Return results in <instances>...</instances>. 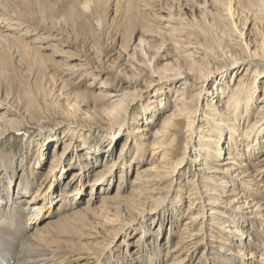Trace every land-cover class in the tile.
Wrapping results in <instances>:
<instances>
[{
	"label": "rangeland",
	"instance_id": "rangeland-1",
	"mask_svg": "<svg viewBox=\"0 0 264 264\" xmlns=\"http://www.w3.org/2000/svg\"><path fill=\"white\" fill-rule=\"evenodd\" d=\"M85 1L6 0L1 7L5 13H0V34L6 35L5 39L13 37L12 46L5 44V39L0 40V51H4L0 52V162L6 159L12 163L10 173L14 187H21L24 172L27 177L36 174L33 180L30 177L33 189L40 182L43 189L56 172L58 181L48 190L50 197L57 199L51 204V210H55L65 190H73L79 182L82 186L66 211L79 209L81 216L72 224L55 222L56 225L49 228L47 247L63 254V258H55V264H95V260L96 264H133V261L137 264H261L257 260L261 251L255 243L262 245V241L255 228L264 229V203L260 209L251 205L253 196L260 199L255 193L258 185H247L238 171L252 167L264 154V149L247 158L245 140L240 134L243 130L231 131L230 126L224 124L222 142L238 148L235 162L216 163L225 160V150L208 161L206 170L192 158L197 154L193 147L200 148L208 134L204 114L208 111L205 108L211 106L210 99L220 97L225 102L227 91L239 82L240 71L248 64L251 65L246 78L248 87L252 89L255 81V95H263L264 72L255 79L252 70L264 66V51L249 63H232L233 58L241 59L242 40L227 17L220 20L219 14L224 13H217L220 6L214 1L207 2L204 15L201 8L191 7L181 0H90L91 7L86 9ZM237 2L239 6L249 5L250 8L253 3L252 0H235L234 6ZM252 12L248 13L250 18L245 24L240 22L238 27L243 28L242 39L249 42L250 47L253 45L251 50H259L261 44L264 47V13L257 9L254 16ZM98 19L101 20L99 25ZM177 25L181 28H173L178 32L174 34L171 27ZM20 41L33 48L29 55ZM76 63L94 71L85 75L88 70H71L69 65ZM175 66H181L184 72L185 77L179 80L189 85L185 93H200L198 104L189 102L195 105L197 112L196 133L191 140H186L182 128L173 142H169L173 136L170 134L165 140L160 136L154 144L140 129L145 125L150 129L163 125L161 116L172 108L173 92L179 83L174 79L171 84L172 78H160L157 74ZM203 73L206 77L199 90L195 88V80ZM119 90L124 97L115 105L105 94ZM154 98L157 102L153 103ZM260 102L248 100L247 108L241 107L235 118L242 120L244 115L250 124ZM72 103L80 110L72 109ZM75 114L97 117L102 123L95 125L89 118ZM183 124L186 125V121ZM249 137H255L254 131ZM186 141L190 151L185 152ZM123 143L126 146L121 159L117 156ZM135 148L141 152L137 157L132 152ZM242 163L245 166L239 165ZM103 167L106 170H102ZM136 167L145 170V174L139 170V176L136 175ZM216 168L220 170H214ZM75 172L76 176L71 178ZM3 174L0 168V175ZM261 174L258 179L264 184V173ZM96 177L100 178L95 180ZM142 177L149 179L147 188L157 185L153 183L164 187L158 198L134 207L132 203L137 200L129 194L135 186L132 181L140 182L139 190L144 195L146 181H139ZM187 178L191 179L186 181ZM219 178L227 183L216 185ZM66 181L70 183L64 189ZM5 182L8 181L0 180V194L6 190ZM90 186L94 189L92 195ZM191 188L197 194L189 199L186 191ZM263 188L264 185L261 190ZM230 190L238 193L230 194ZM103 195L112 197V206L132 207L134 221L121 229L125 219L131 218L121 214L116 216L118 220L113 226L104 231L108 227L105 218H114L111 213L115 210L104 206ZM89 196L91 199L87 201ZM207 196L216 197L217 201L207 203L203 212L200 201ZM189 203L198 206L191 209ZM143 208H149L148 212ZM211 210L217 213H210ZM57 217H45L39 222L47 224V220ZM185 218L189 224H183ZM114 231L120 233L113 237ZM249 234L256 240L249 242ZM137 235H141L142 240L136 243L140 244L139 250L132 253ZM16 236L24 239L21 233ZM77 243L94 244L75 249ZM105 243L110 244L108 250L103 248ZM71 249L91 256L88 261L76 253L68 258L66 255H70ZM102 249L106 251L101 253ZM152 253L155 258L148 261Z\"/></svg>",
	"mask_w": 264,
	"mask_h": 264
},
{
	"label": "bare ground",
	"instance_id": "bare-ground-1",
	"mask_svg": "<svg viewBox=\"0 0 264 264\" xmlns=\"http://www.w3.org/2000/svg\"><path fill=\"white\" fill-rule=\"evenodd\" d=\"M5 1L6 0H0V11H1V7L4 6ZM181 1L183 3H186L187 5H189L191 7L201 8L202 9L201 13L203 15L207 11L206 5H207L208 1H211V2L214 1L213 3L217 7L218 6L222 7V9H220V7H218V9L216 10L217 13H222V12L224 13L223 15L219 14L220 20H224L225 19L224 17H227V21H228L229 25L232 28H234V30L238 33L239 37L242 40L241 46L243 49L242 50L243 53L241 54V59L237 61L236 58H233L234 61L232 63H239V62L249 63L254 58H259L258 55L262 56L261 52H262V50L264 51V47L262 46V44L259 47V50H257V48H254L251 50V47L253 45H251V47H250L249 46L250 43L247 42L246 40L242 39L241 35H242V29L243 28L242 29L239 28L238 23L241 22L240 24L244 25L246 20L250 18V16H248V13L251 12L252 10L254 12H252L251 14H254V16H255L257 9H259L262 13H264V0H252L253 3H252L251 8L247 4H246L247 6H243V7L239 6L238 2L234 6L235 0H181ZM83 7L85 9L90 8L91 7L90 0L85 1L83 3ZM0 13H5V12L1 11ZM97 24L98 25L101 24V20L98 19ZM4 25H5V23L2 25V27ZM173 28L178 29L181 27L179 25H177L176 27L175 26L171 27V30ZM175 33H178V32H176L174 30V34ZM262 33H263V36H262L263 39L262 40L264 42V32H262ZM4 36H6V35L0 34L1 42L6 40L5 44L8 43V45L12 46L10 43L11 42L10 40H12L13 37H8V39H5ZM143 41L144 40H142V42ZM20 42H21V44H24V46H25L24 48L26 49L27 55H29L32 52L33 48L31 46H28L27 43H24L22 41H20ZM5 48H6V46H5ZM0 52L4 53V51H0ZM263 63H264V61H263ZM69 66H72L71 70L73 68H75L76 71H78V70L86 71L90 68V67L88 68L86 65H83L80 63L70 64ZM180 67L175 66L173 68L168 69L165 72L163 71L162 73L157 74V76H159L160 78H164V79L172 78L173 81L171 84H174V79H175V81H178L179 84H178V88L174 89V92H173V101L174 102H173L172 108L169 109L168 111H166L163 116H161L160 120H162L163 125H160L159 127L155 128V129H150L149 126L145 125L144 127H142L140 129V131H142V134L145 137L149 136L150 141L154 144L157 141V139L160 138V136H163L162 140H165L170 134L173 136L169 142H173L174 138L176 136H179L177 133L182 128H183L182 132L185 133L186 140H187V138L191 140L192 137L196 133L194 120L196 119L195 117H196L197 112H196V108H194L195 105L193 107L190 103L198 104V98H199L198 96L200 93L196 92L195 94H191V95L188 93H185V91L187 90V87H189V85L186 84V82H182L179 80V78L185 77L184 72H183V70H181ZM248 69H251L250 64H248L246 66V68L241 69L240 74H239L240 76L238 79L239 82H237L234 87L229 88V90L227 91L228 95L227 94L225 95V98H226L225 102H222L220 97H216L217 99L212 97V99H210V105L211 106H207L205 108V109H208L207 113L204 114L206 117V119H205L206 123H208V129L205 131L208 134L204 136L203 141H205V143L200 148H196V147L194 148L193 147V152H197V154L193 155V158H192V161L198 162L199 164H202L203 168L205 170L209 168V162L208 161L219 157L220 153L223 150H225V152L227 154V156L225 157V160L216 161V163L222 165V164H226L229 162H235V159L237 158L236 156L238 154V152H237L238 148H236V146L234 144L224 145L222 142V138H221L222 137L221 136L222 131L226 130V128L223 126L224 124L229 125L230 126L229 130H231V131L239 132L240 130H243V131H241L240 134H242V136L244 137V140H245L244 141V145H245V148H244L245 154L244 155L247 158H248V156H252L255 153H257L258 151L264 149V140H262L264 138V134H263V136H261L262 133H264V84L262 85V88H261L263 90V95L262 96H256L255 90H254L255 89V83H254L255 81L253 82L252 89H249V87H248V81L246 80L247 76H249V73H250V71ZM90 70L86 71L85 75L90 74V73H92V71H94L92 69H90ZM257 70H259V71H257ZM252 71H253V74H255V79H256L258 74L261 71H262V73L264 72V66L262 65L261 68L254 69ZM205 77H206V73H203L200 77H198L195 80V84H196L195 88L196 89L199 88V90H200V88H202L201 86L203 85V83L205 81ZM105 96L106 97L108 96V98H111L110 99L111 102H113V104H115V105H119L118 103H121L122 99L124 97L123 93L120 90L117 92H115V91L114 92H106ZM223 98H224V96H223ZM250 99H251V103H253L254 101H255V103H257L258 100H261V102L256 107V112L253 115V119H251V121H250L251 123L249 124V122L247 121V117L244 118V115H243L242 120H237L235 117L238 115V112L240 113L241 107L247 108V101L248 100L250 101ZM213 100H215V101L213 102ZM154 102H157L156 98H154L153 103ZM71 107H72V109L80 110L79 107L74 103L71 104ZM123 111H124V108H123ZM66 113H67V115L70 114L69 112H66ZM74 116H79L81 118H83V117L89 118V120H92V121H90V123H93L95 125H99L100 123H102V119L97 118V117L95 119L94 117H91L87 114H79V115L75 114ZM226 119H228V121ZM4 120H6V119L3 118V121ZM184 121H186V125L183 124ZM240 121H242V122L240 123ZM72 122L75 123L76 120L72 119ZM86 122H88V120H86ZM242 126H244V127L242 128ZM145 131H149V132H145ZM252 131H254L255 137H249V136H251ZM125 146H126L125 143H123L120 146V148L118 150V156H117L118 158L121 157V159H122V156H123L122 154H124ZM136 147H138V146H136ZM183 147L185 148V152H186V150L188 149L187 141L183 144ZM188 151H190V149H188ZM132 152L134 153V156H136V157H137V153H141L138 148L133 149ZM50 155H52V154H50ZM161 156H164L163 153L161 154ZM165 156H166V154H165ZM82 158H84V156H82ZM50 159H52V158L50 157ZM85 159H86V157H85ZM54 162H55V159H53V161L51 162L52 164L49 165L50 170L53 168L52 166H53ZM113 162H115V160H113ZM239 165L245 166L244 163L239 164ZM0 168H2L3 172H4L3 175H0L1 182L5 181V180L8 181V182H5L6 183L5 187H4L6 189L5 192L3 194H0V264H55V262H54V260H56L55 258H63V254H59V252H57V250H54V249L47 247L49 244L46 241V237L50 233L49 228L53 227V225H56L55 222H57V224H59V223H64L66 225L68 223L72 224L81 216L79 209L74 210L70 213L66 212L68 210L69 205L74 203L75 197L77 198V196H78L77 192L80 191L82 188V186H80V182H79L78 187H75L71 191H70V189H68L67 191L63 190L64 191L62 193L63 197L61 196L62 198L60 200L58 199V203L55 206L56 207L55 210L54 209L51 210L50 209L51 204H53L54 201H57V199L54 197H50V193L48 190L49 189L51 190L53 185H55V183L58 181V179H57L58 175H56V172L53 174V177H52V179H50V181L47 180V183H46L47 187L44 186L42 189V186H41L42 183L40 182L39 185L37 184L36 188L33 189V186H34L33 183L34 182L32 180L36 176L35 173H31V175H30V177L32 178V180H31L30 177H27L25 175V173L22 172L21 174H24V175L22 176L23 181L20 182L21 187L20 186L14 187L15 182H13L14 180L12 179V174L10 173L11 170L13 171L12 163H9L5 159L4 161L0 162ZM198 169H200V168L198 167ZM50 170H48V172ZM102 170H106V167H103ZM102 170H100V171L97 170V171H99V173H101ZM139 170H140V168L136 167V175L139 176L140 171L142 172V175L145 174V172H144L145 170H140V171ZM214 170H220V169L216 168ZM222 170H224V169H221V171ZM172 171H174V168L171 166V173H172ZM238 173H240V175H239L240 178H242L243 182H246L247 185H252V184L258 185V189L255 190V193H256L257 197L260 196V199L253 196L252 197L253 203L251 205L254 206V208H256V209H260V207L264 203V188L261 190V186L264 184L261 183V180H259L258 177H259V175L260 176L262 175L261 173H264V154L259 156L256 159V161L253 162L252 167L248 166L245 168V170H239ZM75 174H76V172L72 175L71 178L75 177L76 176ZM102 174H104V173H102ZM170 175H172V174H170ZM167 176L168 175H165V177H167ZM97 178H100V177H96L95 180ZM146 178L147 177H142L141 180H139V181H146V183L143 185V186H145L143 188V189H145V190H143L144 195H142L140 193V190H139V188H140L139 183L140 182H138L137 179L132 181V183H134L133 185H135L136 187L135 186L131 187L129 194H132V197H133L132 199L137 200V202L134 201V203H132V205L134 207H136L137 205H140V204L144 205V204L148 203V201L153 200L154 198H158L159 194H161V192H162V189L164 186H159L158 183H153V184H157V185L153 186L152 188H147V186H150V182H148L149 179L148 178L146 179ZM46 179H49L48 176L46 177ZM190 179L187 178L186 181H189ZM12 182H13V184H12ZM67 183H70V181L69 182L66 181V184L64 185V189L67 188V186H68ZM225 183H227V180H225L224 178H219V179H217V182L215 184L220 186V185H223ZM188 184H190V183H188ZM91 186L93 187L94 185H91ZM91 186L89 187V194L90 195H92L94 193V189H92ZM193 187H195V186H193ZM192 188L190 190L186 191L187 196L190 197L189 199L192 198L193 194H197V191L192 190ZM214 191H215L214 193L217 194L216 189H214ZM230 191H232V192H230V194L231 193L232 194L238 193V192H235L234 190H230ZM150 192L153 194H151ZM206 193L210 194L209 191H207ZM259 193H261V194H259ZM194 197H196V196H193V198ZM101 198L105 199L104 200V206L106 208L113 207L115 210L113 213H111L112 216H114V218H105L104 222L108 225V227L104 231L108 230L109 227L113 226V223H115L118 220L116 218V216L124 214V217H125V215H128L131 217L132 211H135L129 205H123L122 204L120 206L118 204H115V206L114 205L112 206L110 204L112 197H110L108 195L107 196L103 195ZM215 198L214 197L209 198L207 196L206 199H204L203 197H201L200 203L204 206L203 212H206L205 207H206L207 203H210L211 200L217 201V199H215ZM89 199H91V196L88 197L87 201H89ZM76 203H77V201H76ZM188 205H189L188 207L191 209L198 206L195 203H189ZM81 208H84L86 210H91L90 208H88L86 206H82ZM119 208H120V210H119ZM148 209L149 208H147V209L143 208V210L146 212H148ZM126 212H127V214H126ZM210 213H217V212H215L214 210H211ZM55 215H57L58 217H57V219L53 220L54 222L47 220V224H43V225L41 224V222H39V221L43 220L45 217H48L50 219L52 216H55ZM219 215H222V213H220ZM133 217L135 218V215H133L131 218H127V220L125 219V221H124L125 223L121 227V229H124L126 226L130 225L134 221ZM189 223L190 222L187 220V218H185L183 224L186 225ZM239 228H240L239 232H241V235L244 234V229H241L242 226ZM255 230H256L255 232H257V234L259 236V240L262 241V243H261L262 245H260L259 242L257 244L255 243V246L258 249V251H261V253H258L257 260L259 261V263L264 264V229L255 228ZM18 233H21V235H24V239L22 238V240H20V238L18 236H16ZM118 233H120V231L119 232L114 231L112 236L114 237ZM94 235H96V234H93V236ZM89 237H91V236H89ZM136 237H137L136 240H134L135 249H131L132 253H134L135 250H139V249H137V246H139L140 244H136V243L141 242V240H142L141 235H137ZM247 239L249 242L256 240V238H253L250 234H249ZM217 241L221 242V240H219V239ZM227 243L229 246H231V247L233 246L230 242H227ZM93 244L94 243H92V244H90V243L89 244L77 243V245H76L77 247L75 248L72 246V248L77 249V248L85 247L88 245L93 246ZM109 246H110L109 243H105V245H103V248L107 249V248H109ZM75 249H71L70 255H66V257L69 258L71 256H74V253H76L80 258H83L86 261L89 260L91 255H89L87 252L86 253L82 252V251L77 252L79 250H75ZM88 249L91 250V248H88ZM104 249H102L101 253L106 251ZM204 252H205V250L202 251V253H204ZM82 253H84V254H82ZM136 257H137V255L135 256V258ZM151 258L152 259L155 258L153 256V253H152V255L149 256L148 261ZM98 259L99 258H97V260ZM93 260H95V259H93ZM61 262H62V259H61ZM132 263L137 264L135 261H133ZM95 264H96V260H95Z\"/></svg>",
	"mask_w": 264,
	"mask_h": 264
}]
</instances>
